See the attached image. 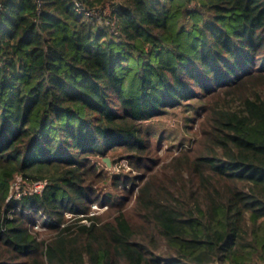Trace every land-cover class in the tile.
I'll use <instances>...</instances> for the list:
<instances>
[{
    "label": "trees",
    "instance_id": "obj_1",
    "mask_svg": "<svg viewBox=\"0 0 264 264\" xmlns=\"http://www.w3.org/2000/svg\"><path fill=\"white\" fill-rule=\"evenodd\" d=\"M0 8V264H264V0ZM216 98L162 164L144 125Z\"/></svg>",
    "mask_w": 264,
    "mask_h": 264
},
{
    "label": "rangeland",
    "instance_id": "obj_2",
    "mask_svg": "<svg viewBox=\"0 0 264 264\" xmlns=\"http://www.w3.org/2000/svg\"><path fill=\"white\" fill-rule=\"evenodd\" d=\"M220 102V98L208 99V100H194L188 101L182 106L175 107L174 109H168L161 116L155 118L151 122L144 125V129L149 133L150 141L153 149L155 150L157 156L161 159L162 164H166L169 160L177 155L180 151L184 150H195L197 148V141L200 137L201 121L199 118V109L209 108L210 104H215ZM110 154L107 159L112 160L117 157H112ZM94 158V161L99 164V168H105L104 170L110 171L114 174L119 173H132L136 172L129 167L126 160H120L116 168L111 166L108 168L107 164L104 162L106 159ZM23 186L22 181L19 179L14 185V191L19 194L20 189ZM27 190L34 192V185H26ZM133 199L129 202L128 209L133 208ZM107 210V207H100L98 203H93L91 205V214L100 215ZM132 210V209H131ZM41 219L37 218L36 225L34 226V231L40 235V238L48 237V231L40 225Z\"/></svg>",
    "mask_w": 264,
    "mask_h": 264
},
{
    "label": "built area",
    "instance_id": "obj_3",
    "mask_svg": "<svg viewBox=\"0 0 264 264\" xmlns=\"http://www.w3.org/2000/svg\"><path fill=\"white\" fill-rule=\"evenodd\" d=\"M1 10V8H0ZM34 188H35V193H40L42 192V190L44 189V187L47 185V182H35L34 184Z\"/></svg>",
    "mask_w": 264,
    "mask_h": 264
},
{
    "label": "water",
    "instance_id": "obj_4",
    "mask_svg": "<svg viewBox=\"0 0 264 264\" xmlns=\"http://www.w3.org/2000/svg\"><path fill=\"white\" fill-rule=\"evenodd\" d=\"M104 162L107 164L108 168H111L112 164H111V161L110 159H105Z\"/></svg>",
    "mask_w": 264,
    "mask_h": 264
}]
</instances>
